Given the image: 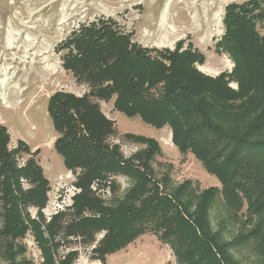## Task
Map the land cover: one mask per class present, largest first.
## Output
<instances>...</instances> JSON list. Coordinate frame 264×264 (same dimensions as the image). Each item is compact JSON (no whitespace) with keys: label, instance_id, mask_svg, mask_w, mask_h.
Listing matches in <instances>:
<instances>
[{"label":"trees","instance_id":"trees-1","mask_svg":"<svg viewBox=\"0 0 264 264\" xmlns=\"http://www.w3.org/2000/svg\"><path fill=\"white\" fill-rule=\"evenodd\" d=\"M223 25L217 47L234 68L215 79L197 70L204 55L192 46L144 49L112 19L81 24L60 44L64 71L90 88L83 96L59 91L48 102L58 134L54 148L77 176L80 193L66 212L46 223L51 184L37 159L39 150L19 167V152L30 149L19 142L10 151V134L0 124V264H37L23 242L30 233L40 264H75L78 254L61 258L59 245L70 238L93 243L103 231L95 249L102 263L138 237L155 233L176 264H246L240 257L246 248L256 264H264L263 0L228 6ZM232 82L238 90L229 88ZM111 101L114 112L156 129L170 127L179 153L194 156L221 188L201 189L189 180L175 184L170 173L157 175L154 162L162 150L152 138L126 134L144 148L125 159L121 147L109 143L116 125L100 102ZM118 177L128 181L121 194ZM104 182L112 191L107 202L92 190ZM31 208L37 210L35 219Z\"/></svg>","mask_w":264,"mask_h":264},{"label":"rangeland","instance_id":"rangeland-1","mask_svg":"<svg viewBox=\"0 0 264 264\" xmlns=\"http://www.w3.org/2000/svg\"><path fill=\"white\" fill-rule=\"evenodd\" d=\"M247 0H0V124L10 134L9 150L25 143L30 154L23 151L17 156L23 167L39 150L37 159L50 180L48 203L43 210L46 223L73 205L76 175L68 172L62 156L55 150L58 137L48 113L49 97L56 92L76 96L89 93L86 84H79L62 68L63 53L58 47L81 24L99 19L116 21L122 31L133 33V39L148 50H175L180 42L183 49L190 46L204 55L197 70L208 78H218L231 73L234 63L217 47L224 34L223 19L228 6ZM264 4V0H263ZM264 36V27H260ZM238 90L236 83L229 84ZM108 119L115 122L116 134L109 139L119 145L125 159L144 148L124 136L126 134L152 138L159 142L162 156L154 162L156 174L170 173L175 184L185 181L199 183L201 189L219 187V180L210 175L194 156L181 155L173 144L170 127L156 129L139 117L129 118L113 111V101L100 102ZM120 194L128 188L125 177L116 179ZM22 188H30L22 181ZM106 185V187H105ZM95 196L107 202L112 191L107 183L92 186ZM29 215L37 217L31 208ZM2 226L0 218V228ZM106 232L95 236L93 243L81 238H70L60 244L57 255L61 258L76 252L75 264H176L169 246L163 244L155 233L140 236L126 249L106 257L104 263L95 249L100 246ZM28 257L41 263V253L31 233L23 241ZM240 257L246 264H256V257L246 248Z\"/></svg>","mask_w":264,"mask_h":264}]
</instances>
